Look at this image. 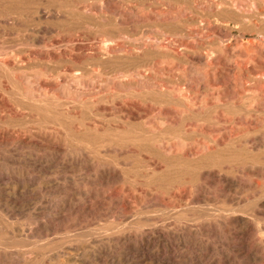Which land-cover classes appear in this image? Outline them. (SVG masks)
I'll return each mask as SVG.
<instances>
[{
    "label": "rangeland",
    "instance_id": "1",
    "mask_svg": "<svg viewBox=\"0 0 264 264\" xmlns=\"http://www.w3.org/2000/svg\"><path fill=\"white\" fill-rule=\"evenodd\" d=\"M126 259L264 264V0H0V264Z\"/></svg>",
    "mask_w": 264,
    "mask_h": 264
},
{
    "label": "bare ground",
    "instance_id": "2",
    "mask_svg": "<svg viewBox=\"0 0 264 264\" xmlns=\"http://www.w3.org/2000/svg\"><path fill=\"white\" fill-rule=\"evenodd\" d=\"M88 89V88H87ZM63 96V95H62ZM168 121V120H167ZM194 152V151H193ZM115 177V176H114ZM47 229V228H46ZM44 237V236H43ZM20 238H22V237H20ZM53 249V248H52ZM115 257V256H114ZM119 257V256H118ZM123 257V256H122ZM113 258V257H112ZM122 259H124V258H122ZM121 260V259H120ZM124 261V260H123ZM126 261V262H125ZM124 262L126 263V264H128V260L126 259ZM124 263V264H125ZM89 264V263H88Z\"/></svg>",
    "mask_w": 264,
    "mask_h": 264
}]
</instances>
